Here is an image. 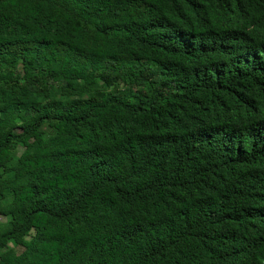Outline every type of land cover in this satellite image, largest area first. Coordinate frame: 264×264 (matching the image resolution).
<instances>
[{
	"label": "trees",
	"instance_id": "1",
	"mask_svg": "<svg viewBox=\"0 0 264 264\" xmlns=\"http://www.w3.org/2000/svg\"><path fill=\"white\" fill-rule=\"evenodd\" d=\"M0 215V264H264V0H0Z\"/></svg>",
	"mask_w": 264,
	"mask_h": 264
},
{
	"label": "rangeland",
	"instance_id": "2",
	"mask_svg": "<svg viewBox=\"0 0 264 264\" xmlns=\"http://www.w3.org/2000/svg\"><path fill=\"white\" fill-rule=\"evenodd\" d=\"M61 94L62 93H56L55 94V96H54V98L55 99H57V100H63V99H65L67 96L65 95V96H63V97H61ZM69 96V95H68ZM6 223V219L4 218V217H2L1 215H0V224H5ZM9 246H12V244L11 243H9Z\"/></svg>",
	"mask_w": 264,
	"mask_h": 264
}]
</instances>
